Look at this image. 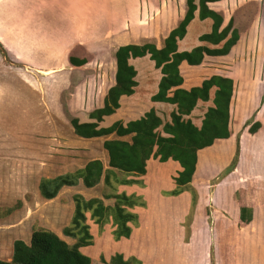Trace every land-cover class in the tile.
<instances>
[{
  "label": "crops",
  "instance_id": "crops-1",
  "mask_svg": "<svg viewBox=\"0 0 264 264\" xmlns=\"http://www.w3.org/2000/svg\"><path fill=\"white\" fill-rule=\"evenodd\" d=\"M4 1L0 0V6ZM18 1L15 3L18 7L24 8L25 11L38 10L40 14H36V18L31 20L29 24H24L18 35L12 38V41L5 40V42L0 37V43H3L13 61L8 63L0 55V77L11 80L15 85L14 90L17 92V94L14 93L17 97L5 99L4 105L14 106L15 103L24 101L23 106L25 107L23 108L26 109L24 115L30 114L31 116L33 97L40 96L41 102L48 108L46 112L52 118L54 131L59 133L57 138L49 137L42 138V140L49 143V148L56 141L70 148L68 150L58 149L61 152H68L69 156L55 155L54 158H47L50 160L43 163L45 166H34L33 171L27 174L33 177V181L23 182L19 180L16 185L18 187L14 189L16 195L12 196L11 203L7 204L13 209L6 216L0 217V236L6 235L8 237V244L6 245L4 243L6 240H0V244L4 243L3 245L7 247L6 252L3 250V253H0V259L4 261H11L15 240L21 239L30 244L33 226L28 219L40 217L41 213H44L46 218H67L68 222L64 226L50 229L68 243L74 244L76 242L75 239L62 233L63 227L70 223L75 210L73 195L81 193L90 199L102 197V191L96 190L97 186L87 188L83 183H80L76 186H65L57 197L45 199L40 194V180L42 177H56L84 167L91 159L77 165V160H80L78 157L83 153H94L92 149L84 150L81 148L82 145L85 146V143H94L103 147L106 138H119L116 134L95 138H82L76 135L70 119L67 120L66 116L51 111L52 103L48 100L45 92H42L43 84L40 79H45L48 75L54 76L55 80L62 78V76L68 77L70 95L66 96L63 92L61 101L69 109L68 106L73 105L77 97L81 109L75 110L74 118H78L81 122L95 121L89 117V113L95 108L103 106L109 88L115 83V80L112 81L100 95H97V88L93 87L92 82L97 83L98 76H100V81L104 80L105 83H108L111 78L107 76H111L112 72L103 68L102 64H98L95 60L105 57L106 53L108 59L112 60L110 66L116 73L115 52L118 47L138 43L128 41V29H122V26H119L120 30L115 32L112 30L98 39L89 38L83 41L81 39V0ZM133 1L102 0L100 3L109 14L106 16L109 18L104 28L113 29L115 25L111 17L112 12L129 11L135 5ZM198 19V17L194 19L188 27L185 38L179 41L180 51L191 50L195 47L191 44L189 46L186 42L191 25ZM87 42L92 43L94 49L89 48ZM13 43L16 45L14 49ZM156 45L160 48L163 44L156 43ZM228 56H215V58ZM71 57L78 60L86 59L87 62L84 65L76 66L70 61ZM145 57H149V55ZM208 58L214 57L206 56L204 62ZM134 60L131 59L130 62L133 64ZM204 62L198 66L189 65L186 61L182 63L183 87L190 89L202 82L188 85L182 68H196L202 66ZM153 65H155L154 61ZM137 72V76H139V70ZM143 73L148 78H150V74L151 76L155 74L157 76L156 81L153 78V82L150 84V79L143 80L141 88H145V94H139V81L137 80L138 85L135 88V93L130 96H122L120 99L121 107L113 115L106 116L104 121L100 123L101 127H108L118 120L128 122L138 119L152 107L157 110L162 118L161 108L163 106L169 109V116L171 115L175 108L174 105L153 102L152 99L148 102V98L150 99L158 91L162 77L161 70H143ZM15 80L25 85V89L18 85ZM35 83L40 84L42 89ZM212 97L210 101L204 104H201L204 101H199L192 114L187 117L192 119L195 125L201 126L205 112L209 106L213 105ZM256 122H259L261 126L252 133L250 131L252 124H247V119L242 122H233L230 118L231 136L226 139H217L212 146L198 151V162L191 183L198 194V201L188 239L184 236L186 229L183 223L192 211V196L187 190L177 196L168 194L177 187L174 186V178L182 170L179 162L170 159L163 162L166 164H163L159 159L152 157L147 162L145 175L131 177L142 183L120 185L118 187L119 193L126 192L141 196L147 205L144 208H134V211L139 213V229L135 228L130 238L119 240L126 239L127 243L122 250L116 251L115 254H122L124 261H129L130 264H264V116H256ZM122 138L131 140V136ZM101 154L105 160L99 157L92 159H101L106 166V161L109 164L108 153L104 149ZM48 156L51 157V154ZM27 161L29 160L26 159L23 162L26 166L29 165ZM20 162L21 159L18 161L15 158L9 159L8 164L21 169L23 163L20 164ZM27 175L24 177L29 178ZM18 200L21 204L13 206ZM104 200L110 206L115 203L114 198ZM243 202L247 207L246 217L249 218L245 223L241 222ZM35 203L43 204L39 209L40 211L36 208ZM6 221L9 223L2 226ZM146 222L149 224V228L145 227ZM162 222L164 223L163 229H161ZM88 223L94 236L93 245L102 246L99 257L101 259V255H103L104 260L101 259L100 264H116L112 261V257H109L104 251L109 244L116 246L112 234L114 230L112 219L102 230L90 218ZM28 226L30 234L25 238L22 236L26 230L23 227L27 228ZM165 233H168L165 236V241H168L169 251L172 254L170 257L172 258H151V251L157 249L153 247H157V243L163 241L161 235ZM14 236L15 238H13ZM167 236L171 239H167Z\"/></svg>",
  "mask_w": 264,
  "mask_h": 264
},
{
  "label": "trees",
  "instance_id": "trees-1",
  "mask_svg": "<svg viewBox=\"0 0 264 264\" xmlns=\"http://www.w3.org/2000/svg\"><path fill=\"white\" fill-rule=\"evenodd\" d=\"M219 1L222 0H187L185 16L169 32L160 48L153 42L130 43L118 47L115 52V83L109 88L103 106L89 113V117L95 121L70 119L74 132L82 138L111 134L119 137L106 138L103 142L109 156L108 168L101 159H92L75 171L56 177H42L39 184L40 194L45 199L57 197L65 186H76L80 183L87 188H93L103 181L112 191L104 193L102 197L90 199L81 193L73 195L75 210L69 225L63 228V233L75 239L74 244L68 243L51 229L36 227L32 231L30 244L21 239L15 240L11 261L0 259V264H92V258L81 250L82 247L94 243L89 218L98 224L100 230L112 219L114 239L118 241L130 238L134 227L139 224V215L132 209L146 204L141 196L119 193L118 187L142 183L131 177L145 175L147 162L152 157L161 162L172 159L180 163L182 170L174 178L177 187L168 194L177 196L185 190H191L194 204L196 203L197 192L191 183L198 162V151L212 146L217 139L231 136L230 117L235 83L230 77L215 74L200 85L187 89L183 87L181 65L186 61L189 65L198 66L204 62L206 56L229 55L239 42L240 33L233 27L232 21L224 26L223 15L210 7L211 3ZM196 16L202 21L212 20L211 30L199 36L201 42L211 46L197 45L191 50L180 51L178 43L184 39L188 26ZM0 50L7 57L6 51L3 48ZM147 55L162 73L158 91L151 99L153 102L175 106L170 120L164 121L152 107L138 119L128 122L118 120L108 127H101L100 123L104 118L113 115L121 107V97L135 93L138 72L130 60ZM70 61L76 66L87 62L86 59L78 60L74 57ZM211 97L213 105L208 107L199 127L187 117L192 114L199 101L207 102ZM260 126L259 122H255L250 131L256 132ZM126 136H131V140L122 138ZM110 198L115 199L113 206L105 203L104 199ZM241 207V222L245 223L249 218L246 217L247 207L244 202ZM12 209L13 207L9 213ZM101 259L104 260V256ZM112 261L116 264H130L119 253L112 256Z\"/></svg>",
  "mask_w": 264,
  "mask_h": 264
},
{
  "label": "rangeland",
  "instance_id": "rangeland-1",
  "mask_svg": "<svg viewBox=\"0 0 264 264\" xmlns=\"http://www.w3.org/2000/svg\"><path fill=\"white\" fill-rule=\"evenodd\" d=\"M134 1L133 3L135 5H133L129 11L112 12L111 17L113 18V24L116 26L112 29L104 28L106 21L109 18H106V16H109V14H107V11L103 9L104 7L100 3L102 0H81V39L83 41L88 40L89 38L98 39L100 36H103L112 30L113 32L120 30L119 26H122V29H128V41L138 42L134 44H141L150 41L161 44L169 32L183 19L187 11V0ZM18 2V0H5L4 3H2V6H0V37L3 38L4 41H12V38H15L16 35H18L24 24H29L31 20L36 18V14H40V11L38 10L25 11L24 8L18 7L15 4ZM210 7L223 15L225 20L224 26L228 25L232 21L233 27L239 30L240 40L232 49L228 57L208 58L202 66L196 68L183 67V74L188 85L201 83L215 74H221L222 76L232 78L235 83V90L231 105L230 118L233 122H242L247 119V124L253 125L256 122V116H264V0H222L218 3H211ZM211 27L212 20L210 19L205 21H201L199 19L196 20L191 25L186 43L189 44V46L190 44L194 46L206 44L199 40V36L203 33L209 32ZM86 44L89 48L94 49V45L92 43L90 44L87 42ZM14 45L15 44L13 43V49L16 47V45ZM206 45L211 46L210 44ZM0 48H3L7 53V57H5L0 50V55L3 59L8 63H12L13 61L10 55H8L9 52L4 47L3 43H0ZM149 60V57H144L136 58L133 61V65L137 70H139V76H137V80L139 81V94H145V88H141L143 80L147 81L150 79V84H152V79L154 78L155 81L157 79L155 74H153V76L150 74V78H148L147 75L143 73V70H160L153 65V61ZM95 61L98 64H102V67L106 68V70L108 69L112 72L111 76H107L111 78L110 82L105 83L104 80L100 81V76H98L97 83L94 81L92 82L93 87L95 86V88H97V95H100L104 88L109 86L112 81L115 80V72L110 66L112 60L108 59L106 53L105 57L101 59L98 58ZM40 80L43 87L40 84H35L36 86L43 88H41L42 92H45L48 100L51 101V111L60 113L64 117L66 116L67 120L74 118L75 110L81 109L78 105V98L76 97L73 105L68 106L69 109L67 108V105H64L61 101L63 92L66 96L70 95V80L68 77L62 76V78L60 77L55 80L54 76L48 75L45 79ZM15 81L18 85L23 86V89H25V85L21 84L17 80ZM14 88L15 85L11 80L0 77V217L6 216L12 208L7 204L11 203V197L16 195L14 189L18 188L16 185L19 180H22L23 182L33 181V177L30 175L28 176L27 174L28 172L33 171L32 168L34 166H45L43 163L48 160L47 158H54L53 156L55 155H64L67 157L69 156L68 152H61L58 149L68 150L70 148L69 146H63L62 143L59 144L57 141L52 145L50 144L51 147L49 148V143L42 140V138L49 137L57 138L59 133L58 131H54L52 118H50L47 114L46 110L48 108L41 102L40 96L37 98L33 97L31 116L30 114L24 115L26 110L23 108L25 107L23 106L24 101H19L15 103L14 106L4 105L5 99L17 97L15 96L17 92ZM150 101L151 98H148V102ZM204 103L205 102H201V104ZM161 112L163 120L169 121V109L163 106L161 108ZM84 145L85 146H81L82 149H92L94 150V153H83V155H80L79 157L76 155H70L80 158V160H77V165L83 164L95 157L105 160L101 154V152H104L103 147L94 143H85ZM48 154H51V157H49ZM15 158L18 159V161L21 159L20 164L27 159L29 160L27 161L29 162V165L26 166V164L23 163V167L21 169H17L16 166L8 164L9 159ZM105 164L107 166L108 161H106ZM26 175L29 178H25L24 176ZM174 186H177L175 182ZM99 189L102 191V195L106 192L112 191L110 187L105 186L103 181L97 185L96 190ZM187 191H189L192 196V211L183 223L186 229L184 236L188 239L198 201V194L197 201L194 204L192 191ZM18 201L19 203H17ZM18 201L16 202L17 204L15 203L13 206L21 204L20 200ZM143 201L147 205L144 199ZM42 205V203H35L38 210ZM146 205H138L136 207L144 208ZM132 211L135 212L134 209H132ZM137 214L139 215V213ZM146 220L148 221V219ZM28 221L32 224L33 231L36 227L46 229L60 228L68 222V219L46 218L45 214L41 213L40 217H30ZM7 223H9V221H6V223L2 226H6ZM139 225L140 221L134 229H139ZM145 227L149 228V224L147 222L145 223ZM163 228L164 223L162 222L161 229ZM23 229L26 230L24 231ZM23 229L22 231L24 232L22 233V236L27 238L30 234V228L28 226L27 228L23 227ZM93 233L95 234L94 229ZM167 234L168 233L161 235L163 237V241L161 240V242L157 243V247H153L157 249L155 251H151V258H172L170 257L172 254L169 251L168 241H165V236ZM0 237V240H6L4 241L5 245L8 244V237L6 235ZM13 238H15V236ZM13 238L11 237V240ZM166 238L171 239V237L168 236ZM113 240L116 242L117 247L114 244H109L104 250L109 257H112L116 251L122 250L124 245L127 243L126 239L123 241H117L113 238ZM3 244H0V253H3V250L5 252L7 251V247ZM101 248L102 246L99 245H90L83 247L82 252L92 258L93 264H100L102 262L99 257Z\"/></svg>",
  "mask_w": 264,
  "mask_h": 264
}]
</instances>
